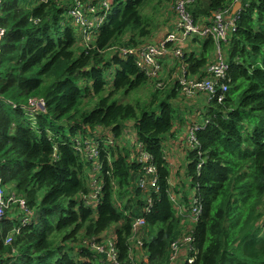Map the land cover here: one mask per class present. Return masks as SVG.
I'll return each mask as SVG.
<instances>
[{
    "label": "trees",
    "instance_id": "16d2710c",
    "mask_svg": "<svg viewBox=\"0 0 264 264\" xmlns=\"http://www.w3.org/2000/svg\"><path fill=\"white\" fill-rule=\"evenodd\" d=\"M77 1L93 2L2 0L0 27L6 35L0 55V175L6 191L14 188L25 199L29 213L23 225L10 220L19 205L8 210L4 234L17 228L21 233L12 245H0V263L111 264L84 241L119 224L114 237L123 262L133 259L143 264V253L149 264H170V245L184 234V219L172 200L171 188L177 191L180 184L174 183L173 164L164 146L169 136L177 137L172 100L180 97V87L174 84L167 92L165 84L162 96L156 88L158 98L139 107L140 115L133 105L111 99L150 81L135 58L121 57L117 51L160 45L176 33L177 0L172 6L176 20L155 41L149 40L153 23L143 14L151 0H111V11L89 45L70 14ZM238 1L242 7L237 32L225 43L229 90L222 103L207 106L204 119L209 124L197 133L199 146L187 155V175L203 208L193 225L199 253L194 264H264V0ZM238 1L195 0L190 12L196 23L211 25L214 13L231 14ZM194 38L192 44L201 49L187 48L182 61L191 77L202 79L208 77L218 43L213 37ZM171 61L168 56L163 63ZM112 70L113 88L107 93ZM165 73L164 64L163 78ZM83 89L95 104L96 97L100 99L81 112ZM34 98L47 103V113L37 116V127H32L25 111ZM130 124L135 131L131 147L123 142ZM102 131L100 156L95 159L104 161L105 187L98 206H87L96 161L78 151L77 142L82 147L93 144ZM137 142L154 157L158 193L143 192L137 185L143 175L134 159ZM150 196L153 208L136 234L139 239L135 236L143 243L139 247L132 240V225L144 216ZM179 197L178 203L191 205ZM72 242L76 246L71 248L67 244Z\"/></svg>",
    "mask_w": 264,
    "mask_h": 264
},
{
    "label": "built area",
    "instance_id": "2783aa9c",
    "mask_svg": "<svg viewBox=\"0 0 264 264\" xmlns=\"http://www.w3.org/2000/svg\"><path fill=\"white\" fill-rule=\"evenodd\" d=\"M238 1V0H237ZM195 0H177L176 12L178 16L177 32L169 34L163 39L160 45L148 43L139 48L133 47H120L117 51L121 57L135 58L137 67L144 72L149 78L156 80V88L162 89L165 87V82L161 80L164 74L163 61L169 56V58L178 59L180 63L179 73L177 75V81L174 84H178L180 87V93L187 100L197 99L201 96L205 98L207 105L217 102L222 103L225 99V95L229 90L230 85V64L227 62L223 55L221 43L225 44L229 41L230 35L237 32V21L240 18V13L235 15L229 13V10L218 11L214 13V18L211 21V25H201L196 23L193 14L190 12V7L194 4ZM111 0H93L92 3L82 4L77 1L76 6L71 10V15L74 18L76 25H79L82 29L83 40L86 44H90L94 38L95 32H97L104 24L108 13L111 11ZM2 9V0H0V14ZM6 35V30L0 27V55L2 53L3 40ZM201 37L208 38L213 37L218 47L213 64L207 69L208 77L195 78L188 74V68L182 61L184 57L183 44L190 38ZM168 44H174L173 49L169 48ZM174 60L171 61V64ZM168 67V66H167ZM164 79V78H163ZM174 78L171 79L173 82ZM2 99L0 95V100ZM17 108V106H14ZM26 115L31 119L38 118L41 113H47V103L44 99H31L29 106L25 108ZM200 115V114H199ZM199 120L201 118L197 117ZM209 120L203 119L199 123H192L188 130L187 142L191 149H196L199 146L197 140V133L203 130ZM99 138V136H98ZM102 140H97L93 144L86 143L85 147H82L80 142H77V150L80 152H86L89 160H95L99 158L100 149L99 146ZM113 143V141H110ZM133 144L134 141L131 140ZM134 152V159L142 167L143 175L138 179V187L146 193L151 194L158 193L159 186V171L154 164V157L146 151L142 143H136ZM86 148V149H85ZM202 164L199 165V169ZM94 173H100L99 176L93 174V180L90 184L91 193L86 196L85 203L87 206L97 207L100 202V197L103 195V189L105 187L103 176L105 175L104 161L98 160L94 164ZM109 175L110 172H107ZM3 179L0 175V245L10 246L14 243L15 239L13 235L7 236L3 232L2 224L6 219L7 212L10 208L18 204L20 209L29 213L27 203L25 200H17L14 194L3 190ZM8 193L6 195L5 193ZM172 200L176 203L178 208V214L184 219L183 232L184 234L177 240L173 241L170 245V264H194L199 255L196 250L195 232L193 225L199 222L202 213V202L200 196L196 193L193 197V203L190 206H185L182 202L178 203V199L172 196ZM153 197H148L147 206L144 209V216L134 219L132 225V231L134 237L132 240L138 244L139 247H143L141 241H136L135 236L140 229L146 225L145 216L148 215L153 208ZM119 208L122 209L121 205ZM12 218H10L11 220ZM86 247L94 250L98 254L105 255L111 264H140L135 260L123 262L121 260L119 250L116 246V239L114 236L103 238L102 236L93 237L90 240L84 241ZM143 264H149L148 255L142 253ZM7 264V263H0Z\"/></svg>",
    "mask_w": 264,
    "mask_h": 264
},
{
    "label": "rangeland",
    "instance_id": "374dc122",
    "mask_svg": "<svg viewBox=\"0 0 264 264\" xmlns=\"http://www.w3.org/2000/svg\"><path fill=\"white\" fill-rule=\"evenodd\" d=\"M176 0H151L148 5L145 7L143 14L145 16H147L150 19V23L152 22V28L150 29L153 36L149 38L150 41H155L153 40L154 38H156L157 36H163L164 34H166L169 29L171 24L176 20L175 18V14L172 10V6L173 3H175ZM62 4V3H61ZM204 22V21H202ZM79 28H81L79 25H77ZM4 29V28H3ZM152 39V40H151ZM191 39V38H190ZM190 39H188L184 44V52L187 50L186 46H187V42L190 41ZM197 38H193L192 39V43L196 42ZM202 41V40H201ZM191 46L188 47V50H191ZM222 52L223 55L226 56V45L223 44L222 45ZM172 60H174V63L171 64L170 63H164L165 67H166V73H165V77L164 80L166 82V88L168 87V91H171L174 83L171 82L172 79V75L174 73V70L177 67H180V63L178 64V66H175V63L178 62L176 59L172 58ZM174 66L173 68H168L167 66ZM114 71H110V75H109V80H108V85L109 88L106 91L107 93L109 92V89L112 87L113 88V83H114ZM164 89V90H165ZM161 91V96L163 95L162 93L164 92L162 89H160ZM106 93V94H107ZM156 93V85H155V80L150 79L149 82L141 85L137 90H130L129 92L127 90L121 91L117 94H115L112 99L111 102H119L120 104L123 105H133L137 111L138 114L140 115L141 112H139V107H145L154 101L155 102V98H158V95L155 94ZM83 94L86 95V97L84 98V102L83 105L80 107L81 108V112H84L90 108H92L95 104L94 100L92 101V96L90 93H88L85 89H83ZM182 96V99L180 97L177 98V100L174 101V99L172 100V107L175 110L176 114H175V121H174V131H179V135L175 138L172 139L169 134L167 136H169V141L166 143V146H164V149L167 151L169 158L171 159V162L173 164V166L171 167V171H172V177L174 179V183L176 184H180V188L175 191L171 188V194L176 196V198L180 199L179 196L184 197V199H186L189 203H193V197L196 194V189L195 187L192 185L187 173H188V161H187V155H188V151L191 149L190 145L187 142V136H188V132L187 134L183 135L182 131L184 129H186L189 124H191V122L193 121V117H199L201 118L200 120L202 121L205 117V113L207 112V103L205 102V98L203 96L197 98V99H192V100H187L185 97ZM100 97H96V104L99 101ZM95 104V106H96ZM162 104L161 101L158 102V107ZM184 105V106H183ZM146 107V108H147ZM153 109V108H152ZM152 109H148V110H152ZM155 110V109H153ZM200 114V115H199ZM30 123L32 124V127H37V118L36 119H31L29 118ZM189 130V129H188ZM66 133H68V130L66 128ZM69 134V133H68ZM103 134L104 132L102 131L100 134H98L99 138L96 140H103ZM134 125L130 124L128 126V130L127 133L125 134V138H127V141L123 140L124 143H127L130 147L133 146V144L131 143V140L134 141ZM54 140V139H53ZM174 141V142H172ZM134 147H132L131 149L133 150ZM135 151V148H134ZM55 156V153H54ZM96 174L97 176L100 175V173H93ZM4 185V183H3ZM5 189L6 191V187L4 186L3 190ZM13 190H8L9 194H14V197L17 200H25L23 198H20L17 194L16 189L12 188ZM7 191V192H8ZM5 193L6 195H8V193ZM86 204V203H85ZM16 206V205H13ZM13 206L11 207L10 210H13ZM9 210V211H10ZM26 213L23 209H18L16 212H14V214L12 215V222L15 221H21L23 225H25V223L27 222V219L25 218ZM120 227L119 224H113L108 231L105 234H102L101 236L103 238L106 237H110V236H114L116 230ZM21 233V229L17 228L11 232H9L7 234V236L9 235H13L14 239L15 236H19ZM81 237V235H80ZM136 238L139 239L136 235ZM59 240L61 241L62 238L60 237ZM67 245H70V247H75L76 244L74 242L69 243ZM73 257L76 256V252L74 251L73 253Z\"/></svg>",
    "mask_w": 264,
    "mask_h": 264
},
{
    "label": "crops",
    "instance_id": "0c3cea01",
    "mask_svg": "<svg viewBox=\"0 0 264 264\" xmlns=\"http://www.w3.org/2000/svg\"><path fill=\"white\" fill-rule=\"evenodd\" d=\"M239 2V1H238ZM237 4V3H236ZM235 4V5H236ZM235 7V6H234ZM189 46H191V50H200L201 49V46L198 44V43H196L195 45L194 44H192V42L191 41H188L187 42V46H186V48H188ZM173 68L174 66H168V68ZM169 68V69H170ZM178 73H179V69H178V67L174 70V73H173V75H172V78H174V80H173V83L174 82H176L177 81V75H178ZM180 98L182 99V96L180 95ZM184 106V105H183ZM201 120H199L197 117H193V121L191 122V124L192 123H199ZM191 124H189V126L186 128V129H184L183 131H182V133H183V135H185V134H187V132H188V129H189V127H190V125ZM180 133H179V131H177V136L179 135ZM173 139V138H172ZM172 142H174V141H172ZM144 255H146V254H144Z\"/></svg>",
    "mask_w": 264,
    "mask_h": 264
},
{
    "label": "water",
    "instance_id": "95a60500",
    "mask_svg": "<svg viewBox=\"0 0 264 264\" xmlns=\"http://www.w3.org/2000/svg\"><path fill=\"white\" fill-rule=\"evenodd\" d=\"M241 7H242L241 2H237L235 7L233 8L232 15H235L237 12H239L241 10Z\"/></svg>",
    "mask_w": 264,
    "mask_h": 264
}]
</instances>
